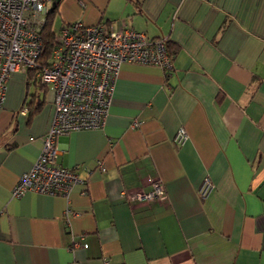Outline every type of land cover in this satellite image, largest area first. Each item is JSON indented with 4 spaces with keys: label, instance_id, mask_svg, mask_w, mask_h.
Instances as JSON below:
<instances>
[{
    "label": "crops",
    "instance_id": "0c3cea01",
    "mask_svg": "<svg viewBox=\"0 0 264 264\" xmlns=\"http://www.w3.org/2000/svg\"><path fill=\"white\" fill-rule=\"evenodd\" d=\"M54 2L59 29L80 20L165 38L171 70L123 64L104 127L57 138L56 164L87 180L70 193L69 225L61 196L11 197L54 105L48 87H31L32 70L10 75L0 108V264H264V0ZM179 128L188 138L175 144ZM147 177L162 181L164 202L123 194L148 190ZM205 177L215 188L201 198Z\"/></svg>",
    "mask_w": 264,
    "mask_h": 264
},
{
    "label": "built area",
    "instance_id": "2783aa9c",
    "mask_svg": "<svg viewBox=\"0 0 264 264\" xmlns=\"http://www.w3.org/2000/svg\"><path fill=\"white\" fill-rule=\"evenodd\" d=\"M54 0H0V108L5 100L10 75L19 69L38 67L36 78L53 95L54 115L43 136L42 149L29 171L22 174L11 190V197L20 198L34 192L61 196L66 200L63 214L69 225L75 216L70 206V193L75 185L85 186L73 169L56 164L57 138L83 130H100L105 125L112 94L120 68L126 63L152 65L171 70V57L166 39H149L144 32L133 29L116 30L103 24L86 25L80 20L62 26L58 32V46L53 50L49 64L39 67L42 42L40 28ZM37 89H40L37 86ZM133 128L138 127L133 122ZM188 138L179 128L173 138L182 144ZM103 170L101 160L96 161ZM90 174L91 170L87 169ZM148 190L123 192L129 199L149 204L166 200L163 183L147 177ZM215 188L205 177L198 195L206 198ZM79 243L72 241V248Z\"/></svg>",
    "mask_w": 264,
    "mask_h": 264
},
{
    "label": "trees",
    "instance_id": "16d2710c",
    "mask_svg": "<svg viewBox=\"0 0 264 264\" xmlns=\"http://www.w3.org/2000/svg\"><path fill=\"white\" fill-rule=\"evenodd\" d=\"M57 11H58V2H54L49 7L45 15L44 23L40 28V38L42 42V48H41L40 56L37 59L39 67L49 64L53 50L58 46L59 43L57 39L58 30L56 31L54 28V21L57 16ZM166 48L169 56L172 57V53L170 51L168 41H166ZM26 71L30 72L31 70H26ZM37 71H38V67L32 69V73L34 77L32 79V82H30L31 83L30 85L33 88V90L38 93V91H43L47 87L40 85V82L35 76ZM37 86H39L40 89H37Z\"/></svg>",
    "mask_w": 264,
    "mask_h": 264
},
{
    "label": "rangeland",
    "instance_id": "374dc122",
    "mask_svg": "<svg viewBox=\"0 0 264 264\" xmlns=\"http://www.w3.org/2000/svg\"><path fill=\"white\" fill-rule=\"evenodd\" d=\"M59 21L57 20V19H55V21H54V28H55V30L57 31L58 29H59Z\"/></svg>",
    "mask_w": 264,
    "mask_h": 264
}]
</instances>
